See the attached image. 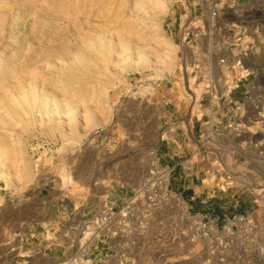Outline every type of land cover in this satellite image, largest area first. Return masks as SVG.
<instances>
[{
    "label": "rangeland",
    "instance_id": "1",
    "mask_svg": "<svg viewBox=\"0 0 264 264\" xmlns=\"http://www.w3.org/2000/svg\"><path fill=\"white\" fill-rule=\"evenodd\" d=\"M240 7L224 0L192 41L183 32L199 0H0V235L61 205L48 234L65 264H92L70 253L92 243L104 256L110 240H91L109 208L75 222L90 169L141 174L155 151L159 179L126 200L136 215L123 224L125 203L111 209L122 263L264 264V30L258 49L219 63L235 53L227 29ZM166 185L171 207L154 214L146 197L163 206Z\"/></svg>",
    "mask_w": 264,
    "mask_h": 264
},
{
    "label": "crops",
    "instance_id": "2",
    "mask_svg": "<svg viewBox=\"0 0 264 264\" xmlns=\"http://www.w3.org/2000/svg\"><path fill=\"white\" fill-rule=\"evenodd\" d=\"M149 155V164H146V168L144 166L141 174H138L135 168L130 166L126 168V163H114L113 168L102 175H97L98 173L95 170L96 175H93V170L90 169L89 179L91 181L90 185L93 187L90 189L89 197L83 200L78 207L75 206L73 210L75 216L79 218L75 221L78 226L84 224L88 218L94 217L100 210L121 208L130 195L136 192L138 187L149 181H152V184L148 185L149 188L147 186L146 188L151 189L153 184L159 179L160 175L156 171L160 169V166L155 157L156 152L151 151ZM130 163L128 162L127 166ZM167 188L168 186L166 185V190ZM151 190L150 192H154ZM166 193L167 198H164L163 206H161L160 202L154 214L161 212L162 208L171 207L169 198L174 196L173 191L170 189ZM59 207V209L53 211V214L56 212V219L53 218V220L33 221L28 219L26 221H14L11 226L16 232L15 237L9 240L5 236L0 235V264H65V260L70 254L64 247L61 236H51L48 234L49 230L47 229L55 220L60 224L59 221L64 218V208L61 205ZM155 217L158 218L159 216L154 215L153 218ZM117 240L119 239L108 240L106 248H104V256L102 252L99 253L96 250V247L92 248V243L88 245L86 253H83L79 247L78 249L74 247L75 250L70 253L74 256L82 255L81 258L86 256L93 258V260H90L92 264H112L113 262L123 264L122 258L127 252L117 248Z\"/></svg>",
    "mask_w": 264,
    "mask_h": 264
},
{
    "label": "built area",
    "instance_id": "3",
    "mask_svg": "<svg viewBox=\"0 0 264 264\" xmlns=\"http://www.w3.org/2000/svg\"><path fill=\"white\" fill-rule=\"evenodd\" d=\"M223 1L224 0H199L200 2V14L199 17L196 18V11L193 12V21L189 24L188 27L184 29L183 32V38H186L189 34H191L192 41H197L199 37L202 34V30L205 28L204 20L202 19L204 16L210 21L217 20L219 18L220 10L223 8ZM226 1H232L235 3H246L247 7L243 9L240 8H234L233 15L238 20L237 24H233L236 26V30H230L227 29L228 32L231 33V37L234 44L235 53H233L231 50H229V54L226 58L221 59L219 61L220 64H225L229 60V56L232 58H237L238 61L241 60L242 57H245L246 51H255L259 48V44L257 41L259 31L264 30V21L262 19L264 18V14H262L261 11L257 10L255 7V4L262 3L264 5V0H226ZM253 4V5H252ZM199 70V66L195 65V71ZM199 76H202V74H199ZM202 80L207 81V87L210 85L211 77L209 74L203 75L200 77ZM158 185H161V182L159 181ZM140 191L138 190V194L140 195ZM158 195V194H157ZM155 193H150L146 197L147 201V209H153L155 210L159 206V199ZM136 209L134 205V200H130L127 203H125V207L122 208L120 214V219H122L123 223L127 221L128 217H132L136 215ZM131 213V214H130ZM103 217H100L99 219H94L91 221L93 225L96 227V230L99 232L98 236H92V239L95 237L99 239V236L101 234V237L111 239V237H116V234L111 235L110 231L114 228V214L111 209L106 210ZM82 239H85L84 231L81 233ZM90 239L87 238L85 242H90ZM99 241V240H98ZM80 248V247H79Z\"/></svg>",
    "mask_w": 264,
    "mask_h": 264
}]
</instances>
